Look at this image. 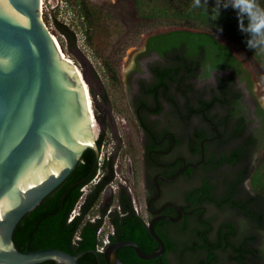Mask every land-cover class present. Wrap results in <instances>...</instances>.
Returning <instances> with one entry per match:
<instances>
[{"label":"trees","instance_id":"trees-1","mask_svg":"<svg viewBox=\"0 0 264 264\" xmlns=\"http://www.w3.org/2000/svg\"><path fill=\"white\" fill-rule=\"evenodd\" d=\"M63 1L66 4L73 3L83 22H88L93 27L94 10L89 0ZM258 2L264 5V0H258ZM133 3L136 14L139 16L138 21L144 23V28H150L156 24L175 26L167 32H158L148 38V48L170 56L173 66L167 69H173L175 73L183 67L187 68L190 76H194L199 66H203L206 72L215 67L238 69L243 61L233 53L226 42L218 39L219 35L225 41L228 40L248 51L257 59L264 60V52L247 47L246 41L249 34L240 30L237 12L231 6L221 7L219 17L216 20H210L209 16L215 18L217 15L215 7L212 6L215 0H208V5L201 7L194 6V0H133ZM52 23L63 50L68 53L61 36L70 42H75V32L65 22L57 19L56 15L53 16ZM244 23L246 24L247 20ZM221 28L222 31H220ZM142 31L143 29L136 30L137 33ZM83 34L88 36L87 29ZM105 65L111 71V77L115 79L116 70L109 58L105 59ZM89 92L93 99L91 88ZM174 101L177 105V100ZM154 111H160V107ZM200 137L201 135H194L190 140L191 150L197 153L200 152ZM229 139L230 135L223 133L218 141L222 150L216 155L210 154L209 158H206V149L213 143H204V163L207 166H213L212 168L216 170L215 179L218 180L219 176L223 177L221 185L225 193L221 197L214 196V191L219 188V184L212 181L208 175L203 176L202 184L192 188L190 192L204 196L206 201L218 206H228L235 210L244 218V222L242 220L244 226L249 225L251 228L248 230L245 226L246 229L236 239L235 222H223L217 226L214 238L206 234L198 235L199 241L191 246L182 242L183 247L179 253L182 256L202 255L198 264H216L220 256L225 257L224 264H264L262 234L264 232V180L251 176L255 151L250 145L252 141L245 137L239 146L228 147V143L231 142ZM96 144L99 149L104 144L103 131L97 136ZM223 169L225 171L222 172ZM98 171L99 179L92 182ZM114 175V161L111 156L105 157L98 164L95 150L91 147L86 148L68 176L18 221L12 234L16 248L34 250L54 247L71 254L84 249L96 250L97 229L103 222L107 208L112 201H115L119 210L114 209L108 214L109 222L113 227L110 241L131 239L146 253L156 250L159 244L151 236L147 227L149 218L146 219L142 214L135 212L132 196L125 188H121L113 198L109 196V200H100L104 189L114 179ZM250 176L253 178V190L246 186V180ZM84 186L87 187L85 191ZM76 205H79L78 213L69 219ZM93 211L98 217L90 220L89 216ZM166 223L170 224L168 220H158L153 225L155 232L165 243V252L162 256L141 259L134 249L127 245L116 249L117 256L126 264H171L167 254L176 251V245H179V242L172 240L160 230V225ZM35 264L63 263L47 259ZM77 264L98 263L95 255L91 251H86L77 259ZM101 264H107L103 258Z\"/></svg>","mask_w":264,"mask_h":264},{"label":"water","instance_id":"water-1","mask_svg":"<svg viewBox=\"0 0 264 264\" xmlns=\"http://www.w3.org/2000/svg\"><path fill=\"white\" fill-rule=\"evenodd\" d=\"M41 0H0V264H35L53 259L77 264L91 251L97 263L126 264L116 254L121 246H131L141 259H152L165 252L163 239L154 222L163 218L180 219L183 210L173 202L165 205L177 214H159L147 222L159 247L151 252L131 239L110 241L102 252L84 249L75 254L54 247L18 250L12 239L21 217L59 185L73 170L83 151L91 147L99 156L89 109L74 63L61 56L52 33L42 20ZM74 64V65H73ZM76 66V65H75ZM93 104V101H92ZM96 123L99 121L94 113ZM202 158L178 169L172 179ZM129 174L133 177L132 166ZM157 194L159 188L155 181ZM151 213H158L146 205Z\"/></svg>","mask_w":264,"mask_h":264},{"label":"flooded vegetation","instance_id":"flooded-vegetation-1","mask_svg":"<svg viewBox=\"0 0 264 264\" xmlns=\"http://www.w3.org/2000/svg\"><path fill=\"white\" fill-rule=\"evenodd\" d=\"M149 36L136 57L134 68L126 77L129 87V108L140 134L141 188L145 209L150 220L159 214L170 216L177 214L175 208L165 205L167 202L182 206L180 219L168 220L170 224L160 225L162 232L179 242L176 251L169 252L167 257L171 264H189L188 260L195 257L198 258L196 260L198 264L202 255L198 257L195 254L180 255L182 242L191 246L199 241L198 235L204 234L214 238L217 226L226 221H234L237 225L236 239L246 229L245 226L248 230L251 226H244L243 223L244 227H240L236 218L243 222L244 218L228 206H218L206 201L204 196L190 192L192 188L202 184L203 176L208 175L212 181L219 184L214 196L221 197L225 193L221 185L223 177L215 179L216 170L204 163L205 153L203 161L196 166L187 167L172 179L166 178L171 177L184 164L195 163L202 158L201 152L191 150L190 140L194 135H201L199 145L201 141L203 146L206 142L213 143L206 149V158L222 150L218 141L223 133L230 135L231 142L228 143V147L230 145L237 147L245 137H248V140L252 141L250 145L255 150L254 159L264 144V103L252 74L244 64L238 66L236 70L215 67L207 72L203 66H199L194 76H190L186 67L175 73L173 69H167L173 66L169 55L148 48ZM174 100H177V105ZM159 107L160 111H154ZM91 108L93 110L92 106ZM94 113L98 118L97 112ZM99 126L101 127L100 122ZM96 127L98 124L95 126V134ZM129 164L133 166V173H137L136 163L130 154L126 160L127 174ZM155 181L159 188L158 195ZM208 196L210 197L209 194ZM148 203L152 210L162 208L161 211L149 212L146 208ZM158 220L166 219L160 218L156 221ZM173 258L178 262L173 263ZM220 260L221 257H218L215 263L222 264Z\"/></svg>","mask_w":264,"mask_h":264},{"label":"rangeland","instance_id":"rangeland-1","mask_svg":"<svg viewBox=\"0 0 264 264\" xmlns=\"http://www.w3.org/2000/svg\"><path fill=\"white\" fill-rule=\"evenodd\" d=\"M89 1L94 10L93 27L88 22H83L73 3L66 4L63 0H43L42 20L57 40V32L52 23L54 15L75 32V42H70L59 34L63 39L65 49L68 50V53L65 50L64 53L80 69L88 87L94 92V99L90 98L93 101V110L97 112L101 125V127H96V136L101 131L104 134V144L99 149V154L111 156L114 161V169L117 172L114 175L112 186H109L110 188L107 186L104 189L100 200H109V196L113 198L122 188L121 186L125 185L126 191L135 199L141 209V214L147 219L141 188L140 134L129 108V87L126 77L134 68L136 57L147 36L158 32H167L175 26L156 24L150 28H144V23L138 21L139 16L136 14L133 0ZM85 29L88 31V36L83 34ZM138 29H143V31L137 33ZM217 37L220 41L226 42L233 53L243 61L244 66L252 74L264 103V60L257 59L248 51L228 40L225 41L220 35ZM106 58H109L116 70L115 79L111 77V71L105 65ZM128 154L136 163L137 173H133V178L127 174ZM223 171L225 170L223 169ZM251 176L264 180V144L255 154ZM251 176L246 180V186L253 190ZM210 213L214 214L213 211ZM94 214L95 211L90 216ZM236 219L240 223V227H243L242 220ZM262 234L264 236V232ZM196 260L195 257L190 258L188 263L196 264ZM172 261L173 263L178 262L175 258ZM220 261L223 264L226 262L222 257Z\"/></svg>","mask_w":264,"mask_h":264},{"label":"clouds","instance_id":"clouds-1","mask_svg":"<svg viewBox=\"0 0 264 264\" xmlns=\"http://www.w3.org/2000/svg\"><path fill=\"white\" fill-rule=\"evenodd\" d=\"M202 5H208V0H194V6ZM212 6L215 7L217 15L215 18L209 16L210 20H216L219 17L221 7L231 6L235 9L240 30L249 34L246 41L247 47L264 52V5L258 0H215ZM245 20H247L246 24Z\"/></svg>","mask_w":264,"mask_h":264},{"label":"built area","instance_id":"built-area-1","mask_svg":"<svg viewBox=\"0 0 264 264\" xmlns=\"http://www.w3.org/2000/svg\"><path fill=\"white\" fill-rule=\"evenodd\" d=\"M105 157H107V156H103V154H99L98 164H100ZM115 174H117L116 170H115ZM98 179H99V171L97 172L95 177L92 179V182H96ZM113 182H114V180H112L108 184V187L112 186ZM122 186L125 187V185H122ZM83 190L84 191L86 190V186L83 187ZM132 204H133V208H134L135 212L138 214H141V209H140L139 205H137L135 199H133V198H132ZM78 209H79V205H76V207L71 211L69 219L78 213ZM114 209L119 210V206L116 204V202L109 205V207L106 210V214L104 216L103 222L100 225V227L97 229L98 243L96 245V250L98 252H102L104 250L105 246L110 242V235L113 233V227L109 222L108 214L111 211H113ZM89 217H90V220H94L96 217H98V215L94 214V215L89 216Z\"/></svg>","mask_w":264,"mask_h":264},{"label":"bare ground","instance_id":"bare-ground-1","mask_svg":"<svg viewBox=\"0 0 264 264\" xmlns=\"http://www.w3.org/2000/svg\"><path fill=\"white\" fill-rule=\"evenodd\" d=\"M42 2H43V0H41V2H40V4H41L40 7H42V4H43ZM52 38L54 40V43H55L56 47L60 51L61 56H63L64 58H66V60H69L70 62H72V60L69 59V57H67L66 54L64 53L63 48L61 47L60 43L55 38V36L52 35ZM74 70L76 72V75H77L78 80H80L81 85L83 87V95H84V98H85V101H86L87 108L89 109V112H90L89 113V119H90V121L92 123L93 135H95V126H96L97 123H96V120H95V117H94V110H92V108H91V106H93V105L91 103V98H90L91 95H90V92H89V87H88L87 82L85 81V79H84V77H83L82 72L80 71V69L77 66L74 65Z\"/></svg>","mask_w":264,"mask_h":264}]
</instances>
